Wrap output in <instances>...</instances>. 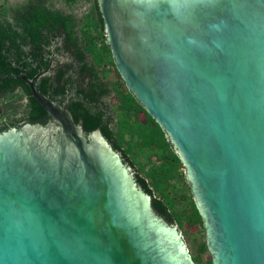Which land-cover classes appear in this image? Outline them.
Returning <instances> with one entry per match:
<instances>
[{"label": "water", "instance_id": "water-1", "mask_svg": "<svg viewBox=\"0 0 264 264\" xmlns=\"http://www.w3.org/2000/svg\"><path fill=\"white\" fill-rule=\"evenodd\" d=\"M115 66L183 162L212 264H264V0H98ZM28 78L0 126V264H197L99 129Z\"/></svg>", "mask_w": 264, "mask_h": 264}, {"label": "trees", "instance_id": "trees-1", "mask_svg": "<svg viewBox=\"0 0 264 264\" xmlns=\"http://www.w3.org/2000/svg\"><path fill=\"white\" fill-rule=\"evenodd\" d=\"M83 3L88 10L78 16L74 9ZM45 68L35 86L65 105L83 130H100L150 195L155 212L188 236L193 260L212 264L205 239L187 233L189 226L204 228L183 162L119 74L98 0H0V126L21 118L26 102L17 113V100L32 96L17 75L32 78ZM109 97L110 106L104 100Z\"/></svg>", "mask_w": 264, "mask_h": 264}, {"label": "rangeland", "instance_id": "rangeland-1", "mask_svg": "<svg viewBox=\"0 0 264 264\" xmlns=\"http://www.w3.org/2000/svg\"><path fill=\"white\" fill-rule=\"evenodd\" d=\"M55 7L61 8L62 5H61V3L57 2L55 4ZM87 10H88V4L87 3H83V4H79L77 7H75L74 13L77 14L78 16H80L84 12H86ZM104 100L106 101V103H108L109 106L112 103V97L105 98ZM180 231L182 232L183 237L185 238V241H186V243H187V245L189 247L188 240H187L188 236L185 235V233L182 231V229H180ZM187 233H188V235L192 236L193 238H195L197 236V237H199V239H205L204 230L203 231H198L196 226H189V228L187 229Z\"/></svg>", "mask_w": 264, "mask_h": 264}, {"label": "flooded vegetation", "instance_id": "flooded-vegetation-1", "mask_svg": "<svg viewBox=\"0 0 264 264\" xmlns=\"http://www.w3.org/2000/svg\"><path fill=\"white\" fill-rule=\"evenodd\" d=\"M50 65V64H49ZM55 72L54 71H51V74H54ZM26 102V99L23 97V98H18V100H17V108L15 109V111L17 110V113L19 112V110H21V108H22V106H23V104ZM20 103H22L21 104V106H20ZM19 107V108H18ZM21 107V108H20ZM1 113V112H0ZM120 154V153H119ZM122 158V157H121ZM123 160V159H122ZM124 162V161H123ZM163 217V216H162ZM164 218V217H163ZM165 219V218H164ZM185 239V238H184ZM189 248V247H188Z\"/></svg>", "mask_w": 264, "mask_h": 264}]
</instances>
